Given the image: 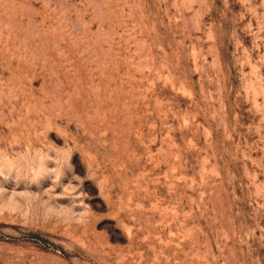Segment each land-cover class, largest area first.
<instances>
[{
	"label": "rangeland",
	"instance_id": "374dc122",
	"mask_svg": "<svg viewBox=\"0 0 264 264\" xmlns=\"http://www.w3.org/2000/svg\"><path fill=\"white\" fill-rule=\"evenodd\" d=\"M0 264H264V0H0Z\"/></svg>",
	"mask_w": 264,
	"mask_h": 264
}]
</instances>
